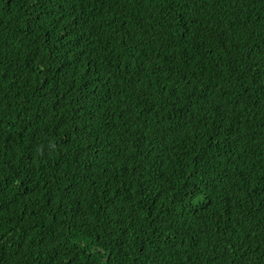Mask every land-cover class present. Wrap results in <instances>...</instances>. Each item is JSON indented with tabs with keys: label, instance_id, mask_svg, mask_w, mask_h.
I'll return each mask as SVG.
<instances>
[{
	"label": "trees",
	"instance_id": "16d2710c",
	"mask_svg": "<svg viewBox=\"0 0 264 264\" xmlns=\"http://www.w3.org/2000/svg\"><path fill=\"white\" fill-rule=\"evenodd\" d=\"M0 264H264V0H0Z\"/></svg>",
	"mask_w": 264,
	"mask_h": 264
}]
</instances>
